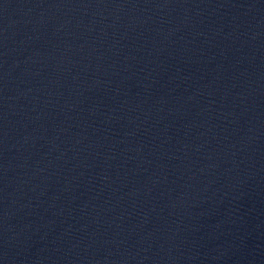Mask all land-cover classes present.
I'll list each match as a JSON object with an SVG mask.
<instances>
[{
  "label": "water",
  "instance_id": "obj_1",
  "mask_svg": "<svg viewBox=\"0 0 264 264\" xmlns=\"http://www.w3.org/2000/svg\"><path fill=\"white\" fill-rule=\"evenodd\" d=\"M0 264H264V0H0Z\"/></svg>",
  "mask_w": 264,
  "mask_h": 264
}]
</instances>
